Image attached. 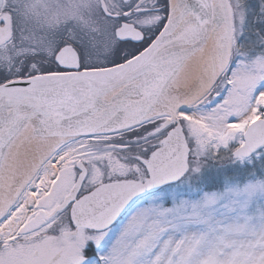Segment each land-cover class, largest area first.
Wrapping results in <instances>:
<instances>
[{
	"label": "snow or ice",
	"instance_id": "obj_1",
	"mask_svg": "<svg viewBox=\"0 0 264 264\" xmlns=\"http://www.w3.org/2000/svg\"><path fill=\"white\" fill-rule=\"evenodd\" d=\"M0 264H264V0H0Z\"/></svg>",
	"mask_w": 264,
	"mask_h": 264
}]
</instances>
